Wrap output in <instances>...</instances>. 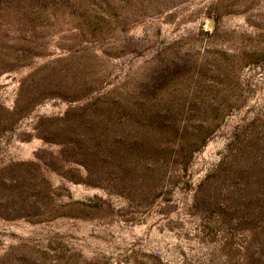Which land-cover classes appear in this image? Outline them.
<instances>
[{
  "label": "rangeland",
  "instance_id": "obj_1",
  "mask_svg": "<svg viewBox=\"0 0 264 264\" xmlns=\"http://www.w3.org/2000/svg\"><path fill=\"white\" fill-rule=\"evenodd\" d=\"M0 264H264V0H0Z\"/></svg>",
  "mask_w": 264,
  "mask_h": 264
}]
</instances>
